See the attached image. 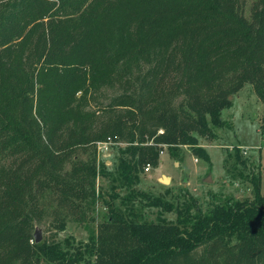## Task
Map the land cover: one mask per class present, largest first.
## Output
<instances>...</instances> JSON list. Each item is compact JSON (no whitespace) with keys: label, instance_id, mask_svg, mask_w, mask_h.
Listing matches in <instances>:
<instances>
[{"label":"trees","instance_id":"obj_1","mask_svg":"<svg viewBox=\"0 0 264 264\" xmlns=\"http://www.w3.org/2000/svg\"><path fill=\"white\" fill-rule=\"evenodd\" d=\"M246 82L264 123V0H252L248 16L238 0H0V264H264L258 178L250 198L204 210L194 198L133 188L145 163L156 166L160 144L207 159L197 136L215 137L220 108ZM112 83L120 90L106 105L125 109L94 129L87 98ZM179 94L185 106L173 103ZM105 136L128 142L113 170L64 169L77 147ZM97 173L127 189L124 205L135 199L174 218L140 219L100 196L104 217L85 241H34L39 194L94 201Z\"/></svg>","mask_w":264,"mask_h":264},{"label":"rangeland","instance_id":"obj_2","mask_svg":"<svg viewBox=\"0 0 264 264\" xmlns=\"http://www.w3.org/2000/svg\"><path fill=\"white\" fill-rule=\"evenodd\" d=\"M238 1L243 14L248 16L252 0ZM146 67L147 65L142 63L139 70L133 69L132 75L137 74V71L143 73ZM119 90L118 84L112 83L102 85L89 94L85 108L94 111V129L125 109L106 105L110 97ZM227 98L228 105L220 108V116L225 123L213 128L215 137L197 136L198 145L205 149L207 159L194 154L186 144H178L171 149L166 148L165 144H160L156 166H149L147 171H139L133 188L161 195L178 203L194 198L196 205L202 210L225 198H250L252 178H258L260 191L264 194L262 103L247 82L228 94ZM172 101L174 104L183 102L182 94L174 96ZM183 104L185 106V101ZM111 140L108 149L103 152L97 148L96 140L94 143L77 147L71 158L64 163V169L70 170L77 162H93L97 168L103 162L109 170H113V163L110 162L118 155H123L128 142L117 137ZM162 174L169 177L167 181L160 179ZM88 177L90 175L87 173ZM92 179L94 192L98 197L94 201L88 196L62 199L49 188L43 190L35 203L37 210L32 216L31 232L38 227L40 240L56 239L64 247L71 248L78 241H85L104 217L105 207L100 196L110 202L113 198L120 210L130 206L129 209L136 212L140 219L168 221L174 218L173 211L144 205L135 199L129 198L124 201V205L120 198L127 194V189L123 185H117L116 181L99 173ZM112 192L116 197L111 196ZM60 223L62 228H59ZM77 264L86 263L80 260Z\"/></svg>","mask_w":264,"mask_h":264},{"label":"built area","instance_id":"obj_3","mask_svg":"<svg viewBox=\"0 0 264 264\" xmlns=\"http://www.w3.org/2000/svg\"><path fill=\"white\" fill-rule=\"evenodd\" d=\"M111 139L112 138L110 136H105L103 139L96 140V146H97V148L100 151H102V152L103 151H106L108 149L109 143L112 141ZM149 166H150L149 163H145V165L143 166V169L145 171H147L148 168H149Z\"/></svg>","mask_w":264,"mask_h":264},{"label":"water","instance_id":"obj_4","mask_svg":"<svg viewBox=\"0 0 264 264\" xmlns=\"http://www.w3.org/2000/svg\"><path fill=\"white\" fill-rule=\"evenodd\" d=\"M165 178H166V179H165ZM168 178H169L168 176L163 175V174H162L161 177H160V179H161L162 181H167ZM39 231H40V230H39L38 227L34 228L33 233H32V236H33V240H34V241H38V240H40L41 235H40V232H39Z\"/></svg>","mask_w":264,"mask_h":264}]
</instances>
